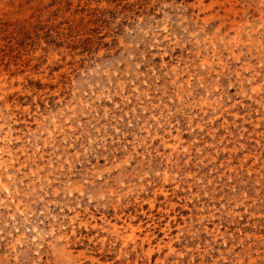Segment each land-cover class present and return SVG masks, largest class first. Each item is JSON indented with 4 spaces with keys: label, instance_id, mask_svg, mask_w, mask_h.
<instances>
[{
    "label": "rangeland",
    "instance_id": "rangeland-1",
    "mask_svg": "<svg viewBox=\"0 0 264 264\" xmlns=\"http://www.w3.org/2000/svg\"><path fill=\"white\" fill-rule=\"evenodd\" d=\"M0 264H264V0H0Z\"/></svg>",
    "mask_w": 264,
    "mask_h": 264
}]
</instances>
